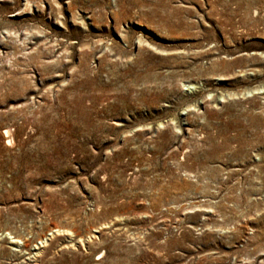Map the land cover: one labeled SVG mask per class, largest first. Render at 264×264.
I'll return each mask as SVG.
<instances>
[{
	"label": "rangeland",
	"instance_id": "1",
	"mask_svg": "<svg viewBox=\"0 0 264 264\" xmlns=\"http://www.w3.org/2000/svg\"><path fill=\"white\" fill-rule=\"evenodd\" d=\"M0 264H264V0H0Z\"/></svg>",
	"mask_w": 264,
	"mask_h": 264
},
{
	"label": "bare ground",
	"instance_id": "2",
	"mask_svg": "<svg viewBox=\"0 0 264 264\" xmlns=\"http://www.w3.org/2000/svg\"><path fill=\"white\" fill-rule=\"evenodd\" d=\"M37 59H38V60H39V59H44V53L41 52L40 55L37 57ZM29 60H32V57H31ZM249 92L251 93L250 95L248 94ZM249 92L244 91L245 96L250 97V96H253V95H254L252 91H249ZM244 94H243V95H244ZM4 134H5V135H9V133H8L7 130H5ZM10 143H11V142H10ZM50 231H52L53 233H61L62 235H66V236H68L69 234L71 235V233H69L68 231H66V230H60V229H58L56 226H52V228L50 229ZM49 236H50V234H49ZM44 241H48V240L44 239ZM49 241H50V239H49ZM10 243H17V242H16V241H11ZM39 244H40V243H39ZM45 245H46V244L42 245L41 248H43ZM34 248H35L36 250H39V247L36 248V246H34ZM40 253H41V252H38V253L35 254L34 256H36V255H40Z\"/></svg>",
	"mask_w": 264,
	"mask_h": 264
},
{
	"label": "built area",
	"instance_id": "3",
	"mask_svg": "<svg viewBox=\"0 0 264 264\" xmlns=\"http://www.w3.org/2000/svg\"><path fill=\"white\" fill-rule=\"evenodd\" d=\"M6 130L8 131L9 135H5L4 130L2 132V135L4 137L5 144L9 146V145L13 144V129L10 128V129H6Z\"/></svg>",
	"mask_w": 264,
	"mask_h": 264
}]
</instances>
